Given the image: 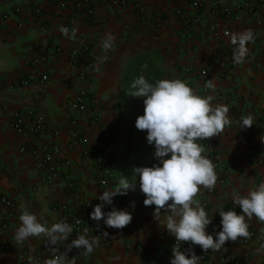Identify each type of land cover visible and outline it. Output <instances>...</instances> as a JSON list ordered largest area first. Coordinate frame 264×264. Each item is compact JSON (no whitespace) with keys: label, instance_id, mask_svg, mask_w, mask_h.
<instances>
[{"label":"crops","instance_id":"0c3cea01","mask_svg":"<svg viewBox=\"0 0 264 264\" xmlns=\"http://www.w3.org/2000/svg\"><path fill=\"white\" fill-rule=\"evenodd\" d=\"M206 1H216L234 10L228 38L219 39L209 34L205 25L194 23L191 18L196 16L197 9L187 0H92L95 16L79 17L72 28L76 29L74 37L72 30L68 36L61 33L60 28L68 17L53 10L48 0H0V13L17 6L26 12L36 7L46 11L42 24L37 23L31 13L23 18L21 27L16 18L0 24V190L51 226L67 220L63 211L54 208L55 203L79 212L85 200L101 203L99 195L105 188H115L122 176L134 185L125 195L114 197L112 205L105 204L102 211L106 214L115 207L131 213L132 223L128 228L132 239L143 245V251L128 256L123 239L106 247L86 228L87 238L95 237L99 241L91 253L92 264H170L172 256L173 236L164 227L168 213L162 212L158 221L154 218L155 206L144 205L139 179L133 175L135 163L145 166L156 163L154 148L148 145L145 136L138 138L137 128L133 137L141 142L131 141L132 129L127 123L123 78L130 62L141 53L146 52L153 59L161 71V79L179 78L197 94L212 95L213 104L229 108L230 124L224 131L209 140L197 141L204 147L202 155L208 158L209 153H216L219 163L215 187L211 190L201 187L196 197L200 203L203 199L210 202L212 220L206 231L215 238V233L222 228L220 206L241 213L233 204V194H246L264 182V142L260 139L264 135V2L248 0V6L244 0ZM177 10L183 11L190 20L184 21L176 14ZM159 12L164 14L165 22L158 26L155 16ZM143 18L148 19L149 26L141 24ZM257 18L262 20L261 26H257ZM247 29L253 31L255 41L247 45L249 51L245 60L237 63L229 59L230 37ZM108 33L115 41L112 50L106 52L101 44ZM84 38L93 40L92 57L96 64L95 75L88 81L80 78V66L69 61L70 50L79 46ZM50 42L62 45L64 53H47L45 46ZM217 51H222V56L216 55ZM34 56L41 58L40 66L32 64ZM42 69L49 74V81L44 84L39 82ZM202 69H207L214 90L205 87L207 77L201 73ZM23 78H29L31 83L23 85ZM81 88L94 92L104 104L103 120L117 132L121 148L108 156L104 167L99 165L94 152L105 149L97 132L85 123L83 131L87 142L69 150L70 178L75 188L67 185L62 163L58 164L54 181L44 183L42 177L46 169L35 166L31 150H21L22 146L29 145L30 139L16 134L9 126V117L16 110L34 108L48 122L43 142L59 141L68 148L69 136L64 132L56 138L51 129L65 131L70 118L67 103ZM248 115L252 116L254 124L239 129L241 116ZM138 143L140 147H135ZM87 146L92 154L83 157L82 149ZM101 175L106 176L105 185L99 184ZM5 211L0 202V214ZM100 222L106 226L103 219ZM246 222L248 228H256L260 234L264 232V223L255 217L246 218ZM20 223L17 217L9 229L0 228V244H9L7 250L0 249V264H40L46 257L43 236L31 237L25 245L16 244L14 233ZM263 240L260 235L246 247L239 238L234 242L226 241L219 251H203L200 264H231L232 259H239L241 264H264V250H260ZM67 243L70 238L65 244L57 245Z\"/></svg>","mask_w":264,"mask_h":264},{"label":"clouds","instance_id":"9594fccd","mask_svg":"<svg viewBox=\"0 0 264 264\" xmlns=\"http://www.w3.org/2000/svg\"><path fill=\"white\" fill-rule=\"evenodd\" d=\"M60 31L65 36L69 29L61 26ZM76 29L71 35L74 37ZM115 37L108 33L102 40V48L107 52L112 50ZM235 46L234 61L243 62L248 54L249 43L255 41L251 29L233 33L230 37ZM106 59V57H105ZM147 68V65H143ZM206 88L213 89L209 80ZM133 89L128 94L143 98L144 111L138 115L135 126L139 131H146V140L154 147L153 156L156 160L152 166H135L133 175L139 179V187L144 194L145 206H155L153 216L158 221L160 214L168 213L165 225L169 234L175 238L171 251L170 264H200L202 256H198L193 247L180 249V244L189 243L191 246H200L206 253L209 250L219 251L226 241H237L239 238H250L247 219L255 217L264 223V182L246 194H233V204L242 211L234 209L224 210L221 205L218 209L222 228L212 234L206 231L211 223L205 207L196 199L200 188L211 190L217 183V174L213 162L202 155L204 147L198 140L210 139L220 135L230 124L229 108L221 104H213L212 95H199L185 81L175 79H160L150 83L144 75H139L132 83ZM251 115L241 116L239 129L250 128L253 125ZM264 142V135L260 137ZM133 183L122 176L115 188H105L98 199L101 203L94 206L90 214L91 219L104 224L109 228L123 229L132 220V215L126 210L113 207L106 214L102 211L105 204L112 205L113 198L125 195ZM163 210V211H162ZM20 226L15 230L14 240L22 245L30 237L46 239L50 246L53 258L44 264H67V253L73 248L83 250L87 256L98 246L99 241L93 237L87 238V233L79 235L66 244L65 250L57 254L56 245L66 243L71 236L73 226L67 220L52 223L48 226L43 217H38L24 209L19 216ZM104 235H108L107 232ZM264 250V245L261 249Z\"/></svg>","mask_w":264,"mask_h":264},{"label":"built area","instance_id":"2783aa9c","mask_svg":"<svg viewBox=\"0 0 264 264\" xmlns=\"http://www.w3.org/2000/svg\"><path fill=\"white\" fill-rule=\"evenodd\" d=\"M114 1V0H110ZM125 1V0H122ZM191 5L197 9L196 16L192 17L191 20L194 23H201L206 26L209 34L219 38H228L231 34L230 22L234 18V10L226 5H222L216 1L207 2L206 0H187ZM246 5L250 6L248 0H244ZM264 2V0H262ZM53 7V10L57 9L60 14L67 16L66 22L63 27L69 29V32L74 27L76 21L79 17H87L91 19L95 16L96 9L92 0H48ZM31 13L36 19L37 23L42 24V19L46 11L42 7H36L31 12H26L21 7H14L12 10L3 11L0 13V24L2 22L10 21L12 18L17 19V25L19 27L23 26V18L26 14ZM256 14L257 12L254 11ZM178 16H182L184 21H189L185 13L181 10H177ZM156 25H162L165 22V16L162 12H159L155 16ZM143 26H149V21L146 18L141 20ZM257 26L262 25V20L257 18ZM234 45H229L227 51L229 52V59L234 60L233 51ZM93 40L90 38L82 39V43L70 50L69 61L74 65L80 66L79 76L82 80H91L96 71V64L92 57ZM45 51L54 55H62L64 53V48L60 44L48 43L45 46ZM222 51H217L216 55L222 56ZM24 57H26L24 55ZM32 64L34 66H40L42 60L38 56L31 58ZM201 73L206 76L205 84L211 79L208 77L207 69H202ZM49 81V74L47 71L43 70L40 72L39 82L41 84L47 83ZM23 85H29L30 79L23 78L21 80ZM67 109L69 112V122L65 131L61 129H51V132L56 138L65 132L69 136L68 148H65L59 141H54L52 143H44L43 140L47 134V121L43 115L37 112L34 108H25L22 110L14 111L9 117V126L16 132V134L21 135L24 138L30 139L29 145L22 146V151L31 150L34 158V164L37 168L46 169L42 181L44 183L53 182L55 174L58 171L59 163L63 164L66 172L64 177L68 182L67 185L70 189L75 188V183L72 182L70 178V170L72 167V160L69 155V150H72L78 144H83L87 142L86 136L84 135V124L87 123L88 128L94 129L101 141L104 151L94 152L95 160L99 165H104L107 163L108 156H113L118 149L121 148L117 132L108 125L102 117V112L104 110V104L98 99L97 95L86 88H81L78 93L68 101ZM41 152V154H40ZM92 154L90 147H85L82 149V156L88 157ZM208 158L215 165V172L219 165L218 157L216 153H209ZM107 179L105 175L99 177V184L105 185ZM0 202L6 208V211L0 214V228L9 229L15 218L19 217L22 211V207L16 200L9 198L0 190ZM97 205L90 200H85L82 203L81 211L77 212L67 205H61L59 203L54 204L55 209H59L65 213L67 216V221L72 224L73 231L71 233L70 242L72 239L77 238L81 234H85V229H89L92 234L98 237L104 246L110 245L117 239L124 240L125 250L128 256L140 254L144 247L140 242H136L132 239L129 226L131 222L123 229H115L104 226L100 221L97 222L91 219L90 214ZM201 205L205 207V211L210 217L209 206L210 202L208 199H203ZM229 209H226L227 211ZM221 222V217H220ZM251 236L250 238H240V243L242 246H249L254 238L262 236L264 238V232L260 234L256 228H248ZM107 232L108 235H104ZM31 238V237H30ZM29 238V239H30ZM28 239V240H29ZM26 240L23 244L27 243ZM175 244V238L172 237L171 249ZM264 245V240L261 242ZM57 249V254L65 250L66 246H55ZM193 247V250L198 256H201L203 250L200 246H191L189 243H181L180 249ZM9 244L4 242L0 244L1 250H7ZM47 254L46 257L40 260V264L48 259L53 258L52 249L50 246L46 247ZM83 250L78 248H73L67 253L68 260L67 264H92L91 254L85 256L82 254ZM202 261V259H201ZM200 261V262H201ZM231 264H241L239 259H232Z\"/></svg>","mask_w":264,"mask_h":264},{"label":"trees","instance_id":"16d2710c","mask_svg":"<svg viewBox=\"0 0 264 264\" xmlns=\"http://www.w3.org/2000/svg\"><path fill=\"white\" fill-rule=\"evenodd\" d=\"M143 65H147V68H143ZM144 75L145 78L150 82L154 83L156 80L161 79V71L158 66L155 64L153 59L150 58L149 54L144 52L137 55L129 64L126 73L123 78L124 84V100H125V108L127 111V123L130 129L132 127V118H133V111L135 110V100L136 97L129 95L128 93L131 92L133 89L131 85L133 81L139 76ZM135 166H145L141 163H135Z\"/></svg>","mask_w":264,"mask_h":264},{"label":"rangeland","instance_id":"374dc122","mask_svg":"<svg viewBox=\"0 0 264 264\" xmlns=\"http://www.w3.org/2000/svg\"><path fill=\"white\" fill-rule=\"evenodd\" d=\"M135 110L133 111V118H132V127H133V129H132V132H131V135H130V137H131V141L133 142V141H135V142H141V140H139V141H137V140H135L134 139V130H135V128H136V126H135V121H136V118H137V114L136 113H138V115H142L143 114V111H144V107H142L141 105H143V98H137L136 97V100H135ZM144 106V105H143ZM138 132H139V136H138V138L139 137H142V136H147V133H146V131H139L138 130ZM129 142V141H128ZM138 143V145H135V147H140V144ZM132 144V143H131ZM149 145V144H148ZM152 148H154L152 145H150ZM142 148V147H141ZM141 148H138V149H140V150H142Z\"/></svg>","mask_w":264,"mask_h":264}]
</instances>
